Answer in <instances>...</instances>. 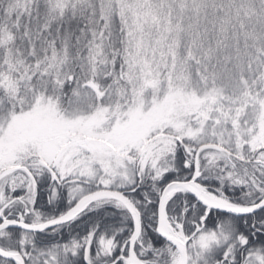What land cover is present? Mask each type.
<instances>
[{
  "label": "trees",
  "instance_id": "1",
  "mask_svg": "<svg viewBox=\"0 0 264 264\" xmlns=\"http://www.w3.org/2000/svg\"><path fill=\"white\" fill-rule=\"evenodd\" d=\"M63 1L0 0V40L10 37L7 43L0 41V68L18 80L16 91L25 101L34 99L35 89L53 87L54 68L74 72L80 64H90L88 48L101 39L113 60L103 70H117L120 79L125 11L121 12L119 5L106 11L111 0ZM156 1L163 16L160 25L167 26L166 32H159L162 27L157 25L151 29L154 36H163L158 37L164 48L161 87L165 88L168 78L186 72L185 86L201 94L215 112L206 120L207 134L200 136L197 147L179 135L167 134L171 141L159 147L156 144L144 167L136 161L130 175L111 177L110 185L99 179L78 185L87 192L102 188L127 191L141 213L138 255L150 264H171L168 249L173 246L156 231L158 204L167 183L193 176L199 146L205 145L202 151L223 150L234 167L250 171L256 165L255 175L264 182V0ZM100 70L94 68L92 77ZM109 79L106 77L105 85ZM11 102L4 87L0 88V114L8 112ZM25 166L35 178L34 208L55 218L74 205L76 201L69 198L73 182L58 180L49 169L35 171L31 164ZM199 171L198 181L207 190L223 193L233 203L250 205L261 199L248 185L206 176L200 165ZM10 196L14 201L0 206V221L8 217L31 222L23 192L13 190ZM205 210L188 191L176 192L168 202L174 229L191 236L188 264H264V208L244 216L211 210L202 223ZM134 227V216L123 204L104 198L90 203L71 221L50 229L8 228L0 236V247L20 252L26 264H125ZM201 236L210 238L203 241ZM0 264L16 263L0 256Z\"/></svg>",
  "mask_w": 264,
  "mask_h": 264
},
{
  "label": "rangeland",
  "instance_id": "2",
  "mask_svg": "<svg viewBox=\"0 0 264 264\" xmlns=\"http://www.w3.org/2000/svg\"><path fill=\"white\" fill-rule=\"evenodd\" d=\"M156 2L111 0V6H105L109 12L112 6L119 5L121 12L126 13L120 79L117 70L104 71L113 60L107 56L102 39L95 42L92 49L88 48L86 55L90 64L82 63L74 72L69 66L65 72L54 68L51 72L53 87L35 89L31 100L25 101L23 94V97L18 96V80L0 68V88L4 87L12 101L8 112L0 114V206L14 201L10 200V193L18 189L28 202L31 222L54 219L34 208L36 187L26 171L3 174L11 166L29 163L35 171L49 169L58 180L68 179L73 182L69 198L77 201L89 193L78 182L99 179L110 185L111 177L123 179L124 175L132 173L131 167L136 161L143 167L146 165L156 144L159 147L171 141L167 134L179 135L194 143V147L201 144L200 136L207 134L206 120L215 112L210 104L206 106L201 94L185 86V71L174 75L173 79L168 78L165 88L161 87L164 48L158 37L163 36L161 33L154 36L151 29L157 25L162 27L159 32H166L167 26L160 25L159 19L163 16ZM64 4L62 9L66 8ZM9 38L3 37L0 41L7 43ZM96 67L101 70L98 78H93L92 71ZM106 77H110L107 85ZM25 105L27 108L23 109ZM196 121L198 126H195ZM199 158L206 176L214 175L221 182L239 186L248 185L261 198L264 196V182L255 175L256 165L250 171L234 167L219 149L201 151ZM214 194L229 200L223 193ZM53 195L57 196L56 188ZM3 235L5 232L0 234ZM209 238L201 236L200 239ZM168 251L171 264H179L178 249L170 247ZM124 260L128 263L129 256Z\"/></svg>",
  "mask_w": 264,
  "mask_h": 264
},
{
  "label": "water",
  "instance_id": "3",
  "mask_svg": "<svg viewBox=\"0 0 264 264\" xmlns=\"http://www.w3.org/2000/svg\"><path fill=\"white\" fill-rule=\"evenodd\" d=\"M205 145H201L196 150L195 161H194V174L188 180H173L167 183L161 193L159 204H158V221L156 231L165 239L169 244L178 249L180 253L179 264H188V241L191 236L180 235L172 226L167 206L170 198L175 192L188 191L196 200L201 203L205 208V215L202 217V223L208 217L211 210H218L226 213H230L237 216H244L255 213L264 208V196L256 203L251 205H239L229 200L222 201H207L202 197L203 191L206 190L205 186L198 181L200 176L199 171V155L204 149ZM24 170L32 179L35 181L31 171L25 165H15L4 170L3 174H8L15 171ZM1 178V174H0ZM102 198H113L123 204L134 216L135 227L129 238V261L126 264H149L146 260L142 259L136 249L135 244L139 239L142 230V219L141 213L135 203L128 196L127 191L102 188L92 192H89L80 197L72 207H70L62 215L40 223L25 222L15 218L2 217L0 221V234L8 228H19L27 231H42L56 227L58 225L67 223L74 219L80 212H82L90 203L102 199ZM199 229V228H198ZM0 256L11 260L17 264H26L23 255L15 250H6L0 247ZM115 264V263H112Z\"/></svg>",
  "mask_w": 264,
  "mask_h": 264
},
{
  "label": "bare ground",
  "instance_id": "4",
  "mask_svg": "<svg viewBox=\"0 0 264 264\" xmlns=\"http://www.w3.org/2000/svg\"><path fill=\"white\" fill-rule=\"evenodd\" d=\"M202 197L204 199H206L207 201H222V200H224L222 197H220V196H218L212 192H209L207 190L203 191Z\"/></svg>",
  "mask_w": 264,
  "mask_h": 264
}]
</instances>
